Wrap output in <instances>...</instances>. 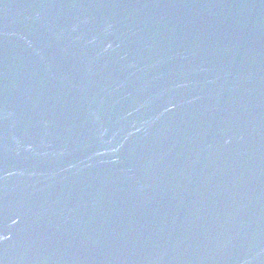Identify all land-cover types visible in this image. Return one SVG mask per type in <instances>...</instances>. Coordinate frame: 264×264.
I'll return each mask as SVG.
<instances>
[{"label":"water","instance_id":"water-1","mask_svg":"<svg viewBox=\"0 0 264 264\" xmlns=\"http://www.w3.org/2000/svg\"><path fill=\"white\" fill-rule=\"evenodd\" d=\"M0 264H264V0H0Z\"/></svg>","mask_w":264,"mask_h":264}]
</instances>
